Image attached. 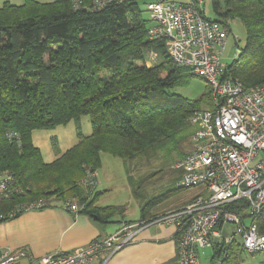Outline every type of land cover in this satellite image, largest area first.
<instances>
[{
  "label": "trees",
  "instance_id": "obj_1",
  "mask_svg": "<svg viewBox=\"0 0 264 264\" xmlns=\"http://www.w3.org/2000/svg\"><path fill=\"white\" fill-rule=\"evenodd\" d=\"M91 2L81 0L78 7L73 0H24L0 6V171L9 170L20 189L0 197V222L22 213L14 212L18 204L42 197L57 202L75 198L78 213L101 222L124 214L125 205H97L98 184L91 190L82 183L89 169L101 168L102 153L149 162L182 136L195 110L213 107L208 83L198 99L172 91L186 74L185 67L169 58L162 40L149 37L151 19L141 7L145 0L98 9ZM212 4L217 16L213 19L226 24L227 19H238L247 30L246 47L240 59L227 65L225 76L246 86L264 83V0ZM150 49L160 53L153 66L145 60ZM84 114L91 117L92 133L45 161L33 131ZM11 130L21 135L20 142L8 139ZM170 194L171 190L149 199L143 219L155 217L152 207ZM226 207L241 212L248 201L239 199ZM250 222L264 233V209ZM213 248V261L223 256L221 264H241L239 252L245 248L238 240H222Z\"/></svg>",
  "mask_w": 264,
  "mask_h": 264
},
{
  "label": "built area",
  "instance_id": "obj_2",
  "mask_svg": "<svg viewBox=\"0 0 264 264\" xmlns=\"http://www.w3.org/2000/svg\"><path fill=\"white\" fill-rule=\"evenodd\" d=\"M73 1L80 6L81 0ZM122 1L92 0L90 6L98 9ZM147 10L152 21L149 37L162 40L176 65L188 67L212 88L213 107L195 110L188 118L189 124L195 126L191 136L193 149L175 164L182 171L178 187L202 186L206 193L148 220L126 223L110 235L69 251L35 257L27 249L4 250L0 264H90L104 251L112 256L122 250L143 227L153 223L175 226L178 264H199V247H214L222 240L230 244L238 237L249 252L264 251V233L259 232L256 223L244 221L246 216L250 218L264 209V83L246 86L225 76L227 65L222 56L231 28L206 17L195 1L152 0L148 1ZM151 54L158 57L159 52L151 49ZM7 136L10 141L20 142L17 131L11 130ZM82 183L95 189L98 171L89 169ZM14 190L20 191L14 175L9 170L0 171V197L8 198ZM239 199H247L245 210L235 212L226 207ZM60 203L65 210L79 211L75 198L57 202L42 197L18 204L14 212ZM226 222L235 224L234 232H223L221 226Z\"/></svg>",
  "mask_w": 264,
  "mask_h": 264
},
{
  "label": "rangeland",
  "instance_id": "obj_3",
  "mask_svg": "<svg viewBox=\"0 0 264 264\" xmlns=\"http://www.w3.org/2000/svg\"><path fill=\"white\" fill-rule=\"evenodd\" d=\"M5 1H10L15 4L24 2V0H0V6ZM148 1L152 0H145L141 7L144 16L150 20V13L147 10ZM176 1L183 3L195 1L197 6L203 10V14L211 18L217 17L213 11L212 0ZM227 21L231 32L228 36L222 61L226 65H230L235 60L240 59V54L246 47L247 30L245 25L238 19H227ZM150 24L152 25V21H150ZM183 69L186 74L182 77L178 85L172 88V91L190 99H198L206 92L207 82L203 77L191 73L188 67ZM92 129L90 115L84 114L79 119H72L66 124L48 129H36L33 138L35 144L40 147L44 160L52 161L77 143L80 136L91 134ZM194 130V125H187L182 132V136L180 138L178 137L177 141H174L158 158L152 159L149 162L137 163L136 160L129 162L122 157L114 156L107 152L103 153L102 166L98 170V179L101 182L105 179L111 188L106 192V195L100 203L124 204L129 208L127 213L128 218L134 220L140 217L137 205L139 203L138 201H141L140 203L144 205L149 199L159 197L161 194L171 190V196L159 201L155 209L163 208L171 204L172 200L179 196L182 190L179 191V188H175L177 187L175 182V179L178 177L177 169H179L175 167V164L184 154L190 151L192 147L191 136ZM100 187V189H104L105 186L100 185ZM135 188L139 190L137 192L141 196L140 199L134 193L133 189ZM60 205L63 207L62 203ZM245 222L249 224L250 219L247 218ZM235 228L236 226L233 222H226L224 226L225 234L234 232ZM237 239L239 240L240 238L238 237ZM213 255L214 248L212 246L199 247V264H213V262L214 264H218V262H222L223 256H218L213 261ZM239 258L241 264H264V251L250 253L246 249H241Z\"/></svg>",
  "mask_w": 264,
  "mask_h": 264
},
{
  "label": "crops",
  "instance_id": "obj_4",
  "mask_svg": "<svg viewBox=\"0 0 264 264\" xmlns=\"http://www.w3.org/2000/svg\"><path fill=\"white\" fill-rule=\"evenodd\" d=\"M145 60L148 66H153L160 60V53L158 57H154L150 49L146 52ZM34 132L35 130L33 134ZM193 146L192 142L190 151ZM179 173L177 171L181 177ZM102 182L100 180L98 182L97 190L101 191V194L97 205H119L117 203H100L111 188L105 179ZM100 185L105 186L104 189H100ZM179 191V196L172 200L171 204L159 209H155L157 206L154 205L151 213L161 214L166 210L183 206L191 202L196 196L206 193L202 186L180 187ZM170 196L168 195L166 198ZM138 202L140 217L135 220L128 218V207L125 208L124 214H118L108 222L96 220L89 214L70 212L61 207L60 204L24 211L15 218L0 222V253L7 249H27L35 257H40L55 251H69L85 246L93 239L114 233L128 221H143V204L140 203L141 201ZM247 218L246 216L244 221ZM224 226L225 224L221 226L223 232H225ZM177 245L178 236L173 224L153 223L143 227L136 239L122 250L112 256L104 251L90 264H178Z\"/></svg>",
  "mask_w": 264,
  "mask_h": 264
}]
</instances>
